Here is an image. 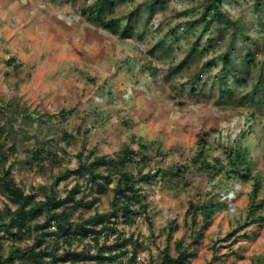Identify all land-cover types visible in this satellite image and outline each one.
Instances as JSON below:
<instances>
[{
    "label": "rangeland",
    "instance_id": "rangeland-1",
    "mask_svg": "<svg viewBox=\"0 0 264 264\" xmlns=\"http://www.w3.org/2000/svg\"><path fill=\"white\" fill-rule=\"evenodd\" d=\"M97 1L0 0V98L6 103L12 99L39 121L37 142H19V150L8 155L25 192L75 169L79 155L90 151L114 156L126 144L135 148L142 140L152 146L147 170L176 169L191 167L203 144L210 158L224 157L222 146L248 131L241 143L250 150L252 174L260 176L263 197L264 3L255 9L254 0H224L221 20L208 18L209 24L198 22L187 29L185 22L199 20L207 0H163L147 21L123 34L89 20L88 10ZM153 1L121 0L108 17L125 20L136 8L143 15L144 4ZM227 19L236 20L237 26H228ZM160 41L165 51L156 49ZM231 41L235 52L228 51ZM225 51L231 56L227 63L221 59ZM250 51L252 64L245 58ZM226 89L232 91L230 100ZM28 131L32 134L34 128ZM11 144L8 139L4 148ZM43 145L57 159L50 162L45 155L37 165L30 151ZM76 181L85 187L84 179L69 175L58 185L59 195L64 197ZM252 185L250 179L234 183L231 197H220L224 204L187 264L262 263L264 223L237 233L247 237L223 240L244 222ZM145 195L147 214L132 226L119 225V230L140 244L134 264H162L161 250L173 251L174 241L188 232V198L219 196V187L211 189L207 176L191 169L181 180L154 182ZM110 196L101 197L99 212L109 209ZM4 202L0 196V210ZM172 221L178 229L168 242ZM121 264H128L127 258Z\"/></svg>",
    "mask_w": 264,
    "mask_h": 264
},
{
    "label": "trees",
    "instance_id": "trees-1",
    "mask_svg": "<svg viewBox=\"0 0 264 264\" xmlns=\"http://www.w3.org/2000/svg\"><path fill=\"white\" fill-rule=\"evenodd\" d=\"M120 1L98 0L95 7L88 10L89 20L105 29L125 34L134 30L135 23L147 21L153 8L163 3V0L145 3L143 15L138 8L132 10L121 26L124 18L118 20L108 17ZM223 2L207 0L202 5L204 11L200 19L185 22L187 29L195 27L198 22L209 24L211 20L208 18L221 20ZM263 3L264 0H254L255 9ZM237 24L236 20L227 19V25L231 28ZM231 42L228 51L235 52L234 42ZM155 46L158 50H166L163 41ZM252 56L251 51L247 53L245 58L248 64H252ZM230 58L229 52L225 51L221 59L227 63ZM223 92L229 93L230 100L232 91L226 89ZM63 115L64 112L61 113ZM38 123L27 109L12 99L6 103L0 98V196L5 198L0 210V264H121L124 258H127L128 264H134L140 244L132 236L125 237L119 225L132 226L140 215L147 214L146 187L160 180H181L191 169L205 174L211 189L213 186L219 187V196L213 195L205 200L188 198L184 216L188 232L185 237L174 241L173 251L170 252L168 247L161 250L162 264L188 263L213 214L224 204L220 197H231L234 183L250 179L253 189L249 193L244 222L228 232L223 240L236 241L247 237V233H237L250 225L264 223V196L259 195L262 181L260 176L252 174L250 150L241 143L248 131H244L234 142L222 146L224 157L210 158L203 144L191 158V167L183 165L176 169L158 167L147 170L152 160V146L142 140L136 141L135 148L132 143L126 144L114 156L90 151L84 157L79 155L75 169H66L52 176L51 183L26 193L15 179L12 164L8 165V155L19 150V142L23 145L31 138L37 142ZM29 128H34V133L29 134ZM8 139H11L12 144L5 149ZM30 152L31 161L35 160L37 165H41L45 155L50 162L57 159L52 148H45L44 145L33 147ZM156 153H159V149ZM69 175L84 179L85 187L82 188L76 181L61 197L57 187ZM108 194L111 195L109 209L99 212L101 197ZM91 210L94 213L85 217V213ZM145 218L148 219V215ZM177 229L178 225L172 221L166 230L168 242ZM101 238L105 239L104 243H100ZM187 238L191 241L188 242ZM75 244L81 248H74ZM129 248H132L131 251ZM215 260H218L217 256L213 257ZM261 262L264 264V260Z\"/></svg>",
    "mask_w": 264,
    "mask_h": 264
}]
</instances>
